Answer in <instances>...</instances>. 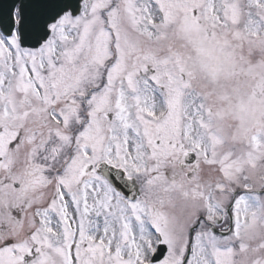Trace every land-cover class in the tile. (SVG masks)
<instances>
[{"label":"snow or ice","instance_id":"snow-or-ice-1","mask_svg":"<svg viewBox=\"0 0 264 264\" xmlns=\"http://www.w3.org/2000/svg\"><path fill=\"white\" fill-rule=\"evenodd\" d=\"M0 264H264V0H0Z\"/></svg>","mask_w":264,"mask_h":264}]
</instances>
